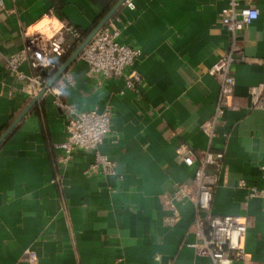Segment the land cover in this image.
Instances as JSON below:
<instances>
[{
  "label": "crops",
  "instance_id": "1",
  "mask_svg": "<svg viewBox=\"0 0 264 264\" xmlns=\"http://www.w3.org/2000/svg\"><path fill=\"white\" fill-rule=\"evenodd\" d=\"M118 1L5 0L0 137L40 92L31 95L7 68V57L24 46L23 32L58 37L65 24L79 29L81 40L65 36L72 48L63 64ZM252 1L259 17L237 34L244 59L232 66L237 107L226 109L212 136L201 125L214 117L220 93V77L209 69L232 42L221 21L229 0H135V10L117 9L105 25L128 22L121 41L141 48L134 68L142 80L130 87L124 78L92 77L78 57L67 69L75 82L57 81L0 143V264H215L189 245L193 201L178 204V219L167 222V196L195 173L179 158L180 144L198 154L224 152L212 211L251 221L247 261L233 264H264V200L248 199L239 186L240 179L260 186L264 164V109L250 107V90L264 84V0ZM21 70L35 73L28 61ZM57 98L80 110L111 107L100 150L116 162L115 173L86 172L94 156L82 149L60 163L56 144L67 136L69 114Z\"/></svg>",
  "mask_w": 264,
  "mask_h": 264
},
{
  "label": "built area",
  "instance_id": "2",
  "mask_svg": "<svg viewBox=\"0 0 264 264\" xmlns=\"http://www.w3.org/2000/svg\"><path fill=\"white\" fill-rule=\"evenodd\" d=\"M130 10H135V0H125ZM5 8V0H0V14ZM259 17V10L252 0H229L221 12V21L232 33L230 49L223 53L209 69L213 75L220 77V93L214 117L204 122L201 129L210 136L214 135V127L226 109L237 107L232 101L235 87V77L232 73L233 64L244 59V54L237 43V34ZM128 22L120 27L116 21L105 25L85 46L79 58L89 66L92 77L124 78L128 86H134L142 80L141 74L134 64L142 55L141 48L121 41V35ZM24 46L17 53L6 59L7 68L12 75L26 82L27 91L36 95L49 81L50 76L61 66L63 58L72 48L70 42H65V36H71L78 41L82 39L79 29L65 24L63 34L58 37H47L41 33L23 32ZM28 61L35 71L25 74L21 70ZM75 79L71 72L66 71L58 80L57 87L71 85ZM51 88L48 89V91ZM57 91L60 96L61 91ZM250 107L264 109V84L250 90ZM59 106L68 111L67 136L57 143L62 149L60 163L66 165L73 158L77 149L93 154L94 159L86 168V172L96 171L104 174L116 172V162L100 150V145L111 132L112 109L109 106L92 107L84 110L68 105L57 98ZM177 152L181 161L189 166H195L192 183H176L174 191L167 196L170 215L169 224H174L179 217L178 204L193 201L196 205V218L193 231L194 242L189 243L195 254L209 256L215 264H233L236 260L247 261V252L243 239L248 227L249 218L234 215H218L212 211V201L215 187L219 182L220 169L224 158L223 151L204 150L196 153L186 144H180ZM215 168V169H212ZM262 184L249 185L245 179L239 180V186L248 189V199L261 197L264 200V164L260 165ZM28 261H35L34 251H27Z\"/></svg>",
  "mask_w": 264,
  "mask_h": 264
},
{
  "label": "water",
  "instance_id": "3",
  "mask_svg": "<svg viewBox=\"0 0 264 264\" xmlns=\"http://www.w3.org/2000/svg\"><path fill=\"white\" fill-rule=\"evenodd\" d=\"M125 2V0H120L111 9V11L90 31V33L82 40V42L76 47L74 52L68 57V59L53 73L51 79L47 84L40 90L38 95L33 99V101L26 107V109L20 114V116L11 124L7 131L0 137V143L8 135V133L16 126V124L24 117L27 111L34 105L39 98H41L49 88H52L55 83L60 79V77L67 71L70 64L79 57L85 46L92 40V38L105 26L111 16L117 11V9Z\"/></svg>",
  "mask_w": 264,
  "mask_h": 264
},
{
  "label": "trees",
  "instance_id": "4",
  "mask_svg": "<svg viewBox=\"0 0 264 264\" xmlns=\"http://www.w3.org/2000/svg\"><path fill=\"white\" fill-rule=\"evenodd\" d=\"M80 31V30H79ZM81 32V31H80ZM82 33V32H81Z\"/></svg>",
  "mask_w": 264,
  "mask_h": 264
}]
</instances>
